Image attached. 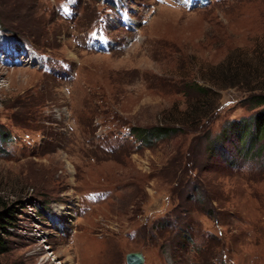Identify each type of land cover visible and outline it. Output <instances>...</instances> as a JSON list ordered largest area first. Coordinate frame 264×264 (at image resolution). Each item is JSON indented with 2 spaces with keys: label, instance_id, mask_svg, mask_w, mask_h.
Returning <instances> with one entry per match:
<instances>
[{
  "label": "rangeland",
  "instance_id": "rangeland-1",
  "mask_svg": "<svg viewBox=\"0 0 264 264\" xmlns=\"http://www.w3.org/2000/svg\"><path fill=\"white\" fill-rule=\"evenodd\" d=\"M186 1L0 0V264H264V0Z\"/></svg>",
  "mask_w": 264,
  "mask_h": 264
},
{
  "label": "trees",
  "instance_id": "trees-1",
  "mask_svg": "<svg viewBox=\"0 0 264 264\" xmlns=\"http://www.w3.org/2000/svg\"><path fill=\"white\" fill-rule=\"evenodd\" d=\"M228 64H232V62H229ZM202 79H205V78H203V76H202ZM241 81H242V79H241ZM262 83L264 84V79H263ZM196 84H197L196 86L198 88H194V89H196L197 91L200 90V91L206 92L205 90L209 91L211 88L214 87L213 85L209 84L210 88L208 90V88L206 89L203 86L199 85L198 83H196ZM233 85H235V83ZM249 98H250V103H249L250 106H262V105H264V86H261V92H259L257 94H251V97H249ZM198 111H199V109H196V108L193 109V111L188 110L185 112L186 114H188V119L187 118L186 119H179L178 121L174 120L171 122L172 124H169V125L157 126V127H153V128H149V129H136V130L140 131L139 132L140 136H142L143 134L148 136L150 141L152 140L151 136H152V138H154V137H159V136L164 137V136H168V135L178 134L180 132H184V129L182 127L185 124H187V122L190 121V122L194 123L197 119H199L202 116V115H199L201 113H198ZM248 119H250L253 123L252 127L254 128L255 135L256 136L257 135L260 136L261 134L263 135L264 134V108L257 111L254 115L248 117ZM241 121H242V119H233L231 121L230 126L233 124L238 125L237 123H239ZM197 125H199V124H197ZM231 133L233 134V132H231ZM0 135L5 136V134L1 133V131H0ZM223 143L225 144V142H223ZM200 195H201V193H200ZM197 198H198V202H200V197H197ZM14 221H15V214L13 212V209L8 208V205H5L0 210V256L9 251L8 236H10L12 234V231L10 229L12 226H14Z\"/></svg>",
  "mask_w": 264,
  "mask_h": 264
},
{
  "label": "water",
  "instance_id": "water-1",
  "mask_svg": "<svg viewBox=\"0 0 264 264\" xmlns=\"http://www.w3.org/2000/svg\"><path fill=\"white\" fill-rule=\"evenodd\" d=\"M127 264H144L145 255L141 251L129 252L126 255Z\"/></svg>",
  "mask_w": 264,
  "mask_h": 264
},
{
  "label": "bare ground",
  "instance_id": "bare-ground-1",
  "mask_svg": "<svg viewBox=\"0 0 264 264\" xmlns=\"http://www.w3.org/2000/svg\"><path fill=\"white\" fill-rule=\"evenodd\" d=\"M29 55H33V57H34V60H33V57L31 58V61L34 63H36L37 62V59H36V56L34 55V54H32L31 52H30V54ZM61 208H63V206L62 207H60V209L59 210H61Z\"/></svg>",
  "mask_w": 264,
  "mask_h": 264
}]
</instances>
